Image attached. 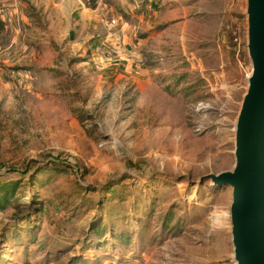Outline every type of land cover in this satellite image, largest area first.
Masks as SVG:
<instances>
[{
    "label": "rangeland",
    "instance_id": "374dc122",
    "mask_svg": "<svg viewBox=\"0 0 264 264\" xmlns=\"http://www.w3.org/2000/svg\"><path fill=\"white\" fill-rule=\"evenodd\" d=\"M92 2L0 0V264H232L247 0Z\"/></svg>",
    "mask_w": 264,
    "mask_h": 264
},
{
    "label": "water",
    "instance_id": "95a60500",
    "mask_svg": "<svg viewBox=\"0 0 264 264\" xmlns=\"http://www.w3.org/2000/svg\"><path fill=\"white\" fill-rule=\"evenodd\" d=\"M246 6L252 68L235 123V165L204 177L231 187L232 264H264V0Z\"/></svg>",
    "mask_w": 264,
    "mask_h": 264
},
{
    "label": "built area",
    "instance_id": "2783aa9c",
    "mask_svg": "<svg viewBox=\"0 0 264 264\" xmlns=\"http://www.w3.org/2000/svg\"><path fill=\"white\" fill-rule=\"evenodd\" d=\"M108 23L110 26H115L117 24V20L115 17H109ZM96 53L100 54L101 56H105L106 58L110 57L111 52L107 50V48L103 45V43L98 44L95 47ZM18 76V72L11 70V69H4L0 68V77L6 79H16ZM123 264H130L129 262H125Z\"/></svg>",
    "mask_w": 264,
    "mask_h": 264
},
{
    "label": "trees",
    "instance_id": "16d2710c",
    "mask_svg": "<svg viewBox=\"0 0 264 264\" xmlns=\"http://www.w3.org/2000/svg\"><path fill=\"white\" fill-rule=\"evenodd\" d=\"M95 4V0H93L92 2V6ZM6 25H5V22L4 20L0 17V45L3 43V40H4V37H5V34H6ZM23 264H30V262L28 261H25L23 262Z\"/></svg>",
    "mask_w": 264,
    "mask_h": 264
},
{
    "label": "crops",
    "instance_id": "0c3cea01",
    "mask_svg": "<svg viewBox=\"0 0 264 264\" xmlns=\"http://www.w3.org/2000/svg\"><path fill=\"white\" fill-rule=\"evenodd\" d=\"M156 2H153V0H149V4L147 2H145V6L149 7V11H152L151 7H155Z\"/></svg>",
    "mask_w": 264,
    "mask_h": 264
}]
</instances>
